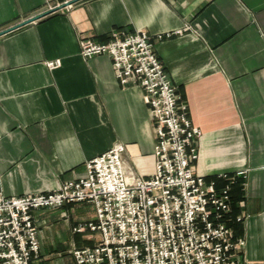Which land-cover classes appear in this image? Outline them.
Listing matches in <instances>:
<instances>
[{
  "label": "crops",
  "instance_id": "1",
  "mask_svg": "<svg viewBox=\"0 0 264 264\" xmlns=\"http://www.w3.org/2000/svg\"><path fill=\"white\" fill-rule=\"evenodd\" d=\"M70 0H0V32ZM144 31L201 131L197 176L225 184L238 173L244 264H264V0H82L0 37V188L5 197L55 191L81 179L115 144L142 177L154 174V128L140 88L122 87L107 56L85 59L82 37ZM158 37L161 39L158 40ZM60 61L50 71L46 63ZM238 196V194L236 195ZM39 258L74 264L97 234L89 204L33 213Z\"/></svg>",
  "mask_w": 264,
  "mask_h": 264
},
{
  "label": "built area",
  "instance_id": "2",
  "mask_svg": "<svg viewBox=\"0 0 264 264\" xmlns=\"http://www.w3.org/2000/svg\"><path fill=\"white\" fill-rule=\"evenodd\" d=\"M79 47L85 59L107 56L122 87L141 89L155 130L154 174L145 178L127 168L125 147L118 143L88 161L83 178L55 191L8 198L0 188V264L37 260L33 213L68 204L92 206L93 220L74 232L99 236L92 247L72 249L74 264H244L245 240L233 226H242L245 216H231L230 198L242 174L223 176L221 189L197 176L201 131L157 57L153 38L118 30L106 43L82 37ZM46 67L52 71L60 61Z\"/></svg>",
  "mask_w": 264,
  "mask_h": 264
},
{
  "label": "water",
  "instance_id": "3",
  "mask_svg": "<svg viewBox=\"0 0 264 264\" xmlns=\"http://www.w3.org/2000/svg\"><path fill=\"white\" fill-rule=\"evenodd\" d=\"M80 1H82V0H70V1H67V2L63 3L62 5H60L58 7H54L52 9H50L46 13H43V14L38 15L36 17H32V18H30L28 20H25V21H23L21 23H18V24L14 25V26L12 25V27H9L8 29H6L4 31H1L0 32V37L4 36V35H6V34H8L10 32H13V31H15V30H17L19 28H22V27H24V26H26L28 24L34 23L35 21L40 20V19L44 18L45 16H47V15H49L51 13H54V12H57V11L62 10L64 8H67V7H69V6H71V5L75 4V3L80 2Z\"/></svg>",
  "mask_w": 264,
  "mask_h": 264
},
{
  "label": "trees",
  "instance_id": "4",
  "mask_svg": "<svg viewBox=\"0 0 264 264\" xmlns=\"http://www.w3.org/2000/svg\"><path fill=\"white\" fill-rule=\"evenodd\" d=\"M240 179H236V182L231 186L230 198H231V213L239 210L238 203L242 200L241 198V184ZM238 194V196H236Z\"/></svg>",
  "mask_w": 264,
  "mask_h": 264
}]
</instances>
